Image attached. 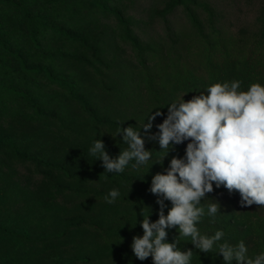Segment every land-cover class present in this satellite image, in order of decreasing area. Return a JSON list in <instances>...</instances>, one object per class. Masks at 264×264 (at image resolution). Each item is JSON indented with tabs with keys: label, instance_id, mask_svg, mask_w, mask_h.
<instances>
[{
	"label": "rangeland",
	"instance_id": "obj_1",
	"mask_svg": "<svg viewBox=\"0 0 264 264\" xmlns=\"http://www.w3.org/2000/svg\"><path fill=\"white\" fill-rule=\"evenodd\" d=\"M14 1L32 14L0 5V225L15 233H0V264H153L135 257L132 240L143 235L144 216L159 219L152 177L184 158L189 141L163 159L158 141L145 139L152 158L121 173L104 172L89 150L102 141L115 159L127 148L120 124L143 128L160 111L157 130L168 104L231 82L233 42L245 64L264 0ZM141 49L152 60L145 73ZM113 189L119 196L108 203ZM213 189L201 204L207 212L217 202L226 218L197 224L201 234L222 230L249 257L264 253V207H238V192ZM166 231V242L178 238L181 251H193L191 264H224L216 248L200 252L177 228Z\"/></svg>",
	"mask_w": 264,
	"mask_h": 264
},
{
	"label": "clouds",
	"instance_id": "obj_2",
	"mask_svg": "<svg viewBox=\"0 0 264 264\" xmlns=\"http://www.w3.org/2000/svg\"><path fill=\"white\" fill-rule=\"evenodd\" d=\"M241 82H217L206 91L184 101L183 96L168 104V113L163 122L157 125L159 132L148 135L157 140L161 151L168 154L173 145H186L185 157H173L165 173L152 177L150 192L162 197L157 200L159 219L149 221L144 216L140 226L142 236H134L131 249L135 257L144 261L151 257L153 264H191L193 251H181L178 238L166 242V229L177 228L178 237H190V242L203 253L213 252L223 257L224 264H264V253L248 256L243 241L229 243L222 230L213 235H202L197 224L207 214L213 218L219 211L217 202L205 207L201 204L206 194L223 186L229 193L240 194L242 206L264 207V86L251 84L247 90H240ZM163 115L156 111L143 125L149 134L152 121ZM123 133L127 148L115 159L104 151L102 141L96 140L90 154L98 155L103 162L104 172L121 173L129 162L137 168L152 158V151L145 149V139L140 130L128 126L118 129ZM162 159V161H163ZM158 161V162H162ZM119 191L113 189L105 200L113 203ZM165 201L171 208L165 215Z\"/></svg>",
	"mask_w": 264,
	"mask_h": 264
},
{
	"label": "trees",
	"instance_id": "obj_3",
	"mask_svg": "<svg viewBox=\"0 0 264 264\" xmlns=\"http://www.w3.org/2000/svg\"><path fill=\"white\" fill-rule=\"evenodd\" d=\"M93 1L95 2V0H93ZM0 5L5 6V7L13 5L16 8L15 11L17 13L20 14V12H19L20 10L24 11V15L26 17H29L30 14H32V11H31L32 9L30 7H28L25 4H22L20 2H15L14 0H0ZM34 18H36V17H33L29 20L35 22L33 25H37L38 22L35 21ZM258 22H259V26L255 28L256 29L255 31H253L251 43L249 42L250 45H248V48H247L248 49L247 61H245L246 62L245 64L241 61L239 62V60L237 61L238 57L235 55V52H234V45H235L234 42H233V47H231V52H232L231 57L233 58V62L235 64H233V66H232V75H231L232 77H231L230 81H235V80L240 81L241 82V89L240 90H247L248 87L253 83H260L262 86H264V12H263L262 16H259ZM40 31L43 32V30H40ZM212 33H214V32H212ZM34 34H36V32H34ZM34 34H30V37L32 36L31 39L33 41H35ZM172 34L174 37H176L177 35H179V32L175 31V33H172ZM1 43H2V40L0 39V44ZM257 44H259V46H257ZM2 47L7 48V46H5V45ZM143 52L144 51L142 49L140 50V52H139V50H136L137 59L142 60V55H144ZM151 53L154 54V52H151ZM151 62H152V60H146V58H143V60L140 61V67H141V70L144 71V73L151 70V64H150ZM164 72L162 73V75L164 74ZM157 74H158V72H157ZM151 76H155L153 71H152ZM151 78H152L151 87L156 86V81H158V80L155 79V77H151ZM190 81H192V80H190ZM119 126H121V128H126L123 124H120ZM136 129L140 130V135L142 137H146V138H144L146 140H149L148 135H153L154 133L159 131V129L156 130L154 128H151L150 133L146 135L143 128H136ZM234 200H235L236 206H238V207L242 206L240 196H236V199H234ZM205 213H207V212H205ZM217 215H218V218H221L222 220H225V218H226L221 212H217L216 216ZM212 221H213V218L209 217L207 214H205V216L201 218L198 225L203 224V225H205V227L211 228L212 227L211 223H215ZM0 233L15 234L13 231L9 230L7 228V226L4 227L2 225H0ZM17 235H19V234H17ZM136 262H137V260L134 259L133 264H136Z\"/></svg>",
	"mask_w": 264,
	"mask_h": 264
}]
</instances>
